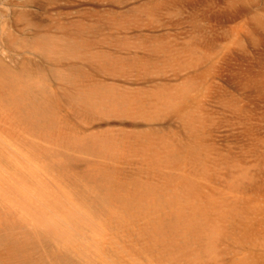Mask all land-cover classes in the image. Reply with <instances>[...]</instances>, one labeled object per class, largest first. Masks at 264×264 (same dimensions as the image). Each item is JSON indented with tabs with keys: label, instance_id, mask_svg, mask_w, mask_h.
<instances>
[{
	"label": "rangeland",
	"instance_id": "1",
	"mask_svg": "<svg viewBox=\"0 0 264 264\" xmlns=\"http://www.w3.org/2000/svg\"><path fill=\"white\" fill-rule=\"evenodd\" d=\"M111 1L0 0V264H264V0Z\"/></svg>",
	"mask_w": 264,
	"mask_h": 264
},
{
	"label": "bare ground",
	"instance_id": "2",
	"mask_svg": "<svg viewBox=\"0 0 264 264\" xmlns=\"http://www.w3.org/2000/svg\"><path fill=\"white\" fill-rule=\"evenodd\" d=\"M112 1H113V0H112ZM112 1H111V2H112ZM129 1H130V0H127V1L125 0V2H129ZM134 1L137 2V5H136L135 7H133V8H131V9H129L128 11H133V10H134L135 12H139V11L142 12V11H143L142 13H144V12H146V11H145L146 9H144V8H146L147 6H151V5L154 4V3L150 4L151 1L149 2V5L145 4L144 2H143V3L141 2V1H144V0H134ZM138 1H139V2H138ZM147 1H148V0H147ZM179 1H180V0H161V2H162L161 4H162V6L164 7V10H165L164 14H166V12H167V14L169 13L168 10H170V6H172L171 4H176V5H178ZM154 2H155V1H154ZM113 3H115V1H113ZM115 4H116V5L119 4V5L122 6V5L124 4V2H120V3L117 2V3H115ZM121 6H120V7H121ZM182 7H183V5H182ZM177 8H178V6H177ZM143 9H144V10H143ZM174 9H175V8H172V10H174ZM184 9H185V8H184ZM14 10H15V9H14ZM134 11H133V12H134ZM175 11H176V12H177V11L179 12L180 9H176V10H174V12H175ZM181 11H182V9H181ZM181 11H180V12H181ZM133 12H132V13H133ZM180 12H179V13H180ZM129 13H131V12H129ZM162 13H163V12H162ZM111 14H112V13H111ZM146 14H147V13H145V15H146ZM167 14H166V17L171 15L170 13H169L170 15H169V14L167 15ZM174 14H175V16H177L176 13H174ZM48 15H49V14H48ZM172 15H173V14H172ZM2 16H3V15H2ZM135 17H136V16H135ZM67 18H68V17H67ZM140 19H141V18H140ZM167 19H170V18H167ZM182 19H183V18H182ZM105 20H106V19H105ZM7 23H8V22H7ZM85 23H86V22H85ZM4 24H6V23H4ZM91 24H92V23H91ZM6 25H8V24H6ZM59 25H61V24H59ZM35 26H36V25H35ZM19 28H20V27H19ZM34 28H35V27H34ZM19 30H20V29H19ZM58 30H59V29H58ZM19 32H20V31H19ZM118 34H119V33H118ZM11 37H13V36H11ZM129 37H130V36H129ZM0 38H1V37H0ZM2 38H3V37H2ZM8 38H9V37H8ZM15 38H16V36L13 37L12 40L15 39ZM134 38H136V37H134ZM1 40H2V39H1ZM151 42H152V41H151ZM153 42H155V41H153ZM10 43H11V42H10ZM41 46H43V45H41ZM108 55H109V54H108ZM199 56H200V55H199ZM103 58H105V57H103ZM199 58H200V57H199ZM110 66H111V65H110ZM113 66H114V65H113ZM115 66H116V65H115ZM4 72H5V71H4ZM17 72H18V71H17ZM10 73H11V72H10ZM15 73H16V72H15ZM20 73H21V72H20ZM20 75H21V74H20ZM9 76H10V74H8V76H6V77H9ZM16 77H18V79L20 78L19 76H16ZM4 78H5V75H4ZM13 78H14V77H12L11 79H13ZM6 79H7V78H6ZM9 79H10V78H9ZM14 79H15V78H14ZM16 79H17V78H16ZM4 81H7V80H3L1 83H4ZM8 81H10V80H8ZM14 81H15V80H14ZM14 81H13V83H14ZM19 81H20V80H18V82H17L18 84H19ZM1 83H0V84H1ZM7 83L9 84V83H12V82H7ZM5 84H6V82H5ZM3 85H4V84H3ZM3 85H2V87H3ZM6 85H7V84H6ZM15 85H16V84H15ZM15 85H14V86H15ZM10 86H11V84H10ZM16 86H17V85H16ZM6 87H7V86H6ZM8 87H9V86H8ZM12 87H13V86H12ZM12 87H10V88L12 89ZM3 88H4V87H3ZM4 89H5V88H4ZM7 89H8V88H7ZM11 89H10V90H11ZM13 89H15V87H14ZM1 90H2V89H1ZM15 90H17V89H15ZM1 92H2V91H1ZM11 92H12V90H11ZM17 92H18V91H17ZM19 92H20V91H19ZM111 92H112V91H111ZM118 92H119V91H118ZM3 93H4V92H3ZM15 93H16V92H15ZM15 93L13 92L14 95H12V94H11V95H12L13 97H15ZM100 93H101V92H100ZM9 94H10V92L8 93V95H9ZM16 94H17V93H16ZM20 94H21V92L19 93V95H20ZM17 95H18V94H17ZM107 96H108V95H107ZM19 97H20V96H19ZM11 98H12V97H11ZM15 98H16V100H18V99H17V96H16ZM21 98H22V97H21ZM21 98H20V101H21ZM1 99H4V98H1ZM30 99H31V96H30ZM14 100H15V99H14ZM32 100H33V99H32ZM3 101H4V100H3ZM5 101H6V100H5ZM5 101H4V103H5ZM9 102H10V101H9ZM130 102H131V101H130ZM1 103H2V102H1ZM6 103H8V102H6ZM10 103L12 104V100H11ZM13 103H14V102H13ZM15 103H16V102H15ZM17 103H19V102H17ZM126 103H127V102H126ZM135 103H136V102H135ZM163 103H164V102H163ZM5 105H6V104H4V106H5ZM157 105H158V104H157ZM1 106H2V105H0V107H1ZM9 106H10V108L12 107V105H9ZM14 106H15V105H14ZM14 106H13V108H14ZM16 106H18V105H16ZM5 107H7V106H5ZM5 107H1V108H5ZM1 108H0V109H1ZM134 108H135V107H134ZM7 109H9V107H8ZM119 109H120V108H119ZM174 109H176V108H174ZM10 110H11V109H10ZM15 110H17V108H16ZM34 110H35V109H34ZM165 110H166V109H165ZM1 111H2V110H1ZM5 111H6V109H5ZM11 111H12V110H11ZM3 112H4V111H2V114H3ZM8 112H10V111L8 110ZM17 112H18V111H17ZM32 112H35V111H32ZM36 112H37V111H36ZM161 112H162V111H161ZM161 112H160V113H161ZM5 114H6V112H5ZM7 114H8V113H7ZM7 114H6L5 116H8ZM3 116H4V115H3ZM9 116H10V115H9ZM17 116H18V115H17ZM17 116H16V117H17ZM13 117H15V116H13ZM13 117H12V118H13ZM10 118H11V117H10ZM12 118H11L10 120H12ZM0 119H2V116H0ZM7 119H9V118H7ZM13 119H14V118H13ZM4 120H6V119H4ZM4 120H3V121H4ZM10 120H9L8 124H9V123H10V124L12 123V121H10ZM16 120H17V118H16ZM117 120H118V119H117ZM153 121H154V120H153ZM5 122H6V121H5ZM14 123L17 125L18 122L15 121ZM15 124H14V127L16 126ZM18 124H19V123H18ZM181 124H182V123H181ZM8 126H9V125H8ZM19 126H20V125H19ZM19 126H16L15 129L18 128ZM11 127H13V126H11ZM11 127H10V128H11ZM13 129H14V128H13ZM13 129L11 128V130H13ZM192 129H193V128H192ZM15 131H17V130H15ZM15 131H14V132H15ZM188 131H189V130H188ZM14 132H13V133H14ZM132 132H133V131H132ZM154 132H155V131H154ZM1 133H2V132H1ZM10 133H11V132H10ZM17 133H18V132H17ZM14 135H15V134H14ZM141 135H142V134H141ZM130 137H131V136H130ZM133 137H134V136H133ZM0 138H2V137H0ZM4 139L6 140V138H4ZM1 140H2V139H1ZM2 141H4V140H2ZM135 141H137V140H135ZM137 142H138V141H137ZM134 143H135V142H134ZM12 145H14V144H12ZM136 145H137V144H136ZM15 146H16V145H15ZM16 147H17V146H16ZM16 147H13V148H16ZM11 148H12V147H11ZM19 151H20V150H19ZM1 152H2V151H1V149H0V154H1ZM15 152H16V150L14 151V153H15ZM2 153H3V152H2ZM5 153H6V152H5ZM144 153H145V152H144ZM11 154H12V153H11ZM153 154H154V153H153ZM3 155H8V154H4V153H3ZM3 155H2V156H3ZM8 156H10V155H8ZM8 156H7V157H8ZM177 156H178V155H177ZM3 159H5L6 161H9V160L6 159V157H4ZM9 159H13V157H12V158L10 157ZM0 160H1V159H0ZM5 160H4V162H5ZM173 162H174V161H173ZM0 163H2V162H0ZM170 172H171V171H170ZM2 173H3V172H2ZM165 176H166V175H165ZM1 236H2V235H1ZM3 236H5V234H4ZM8 237H9V236H8ZM1 238H2V237H1ZM5 238H6V237H5ZM5 238L3 237L2 239L5 240ZM0 241H1V239H0ZM11 242H12V241H11ZM9 244H10V242H9ZM13 247H15V246H13ZM16 248H17V246H16ZM17 249H18V248H17ZM16 252H17V251H16ZM88 253H89V252H88ZM17 255H18V254H17ZM17 257H18V256H17ZM17 257H15V258L17 259ZM15 258H14V259H15ZM52 259H53V258H52ZM26 261H27V259H26ZM26 261L23 260V262H25V263H26ZM28 261H29V260H28ZM0 262H1V261H0ZM2 262H3V261H2ZM14 262H15V261H13L12 264H14ZM25 263H23V264H25ZM2 264H4V263H2ZM5 264H7V263H5ZM10 264H11V263H10ZM15 264H16V263H15ZM26 264H28V262H27Z\"/></svg>",
	"mask_w": 264,
	"mask_h": 264
}]
</instances>
